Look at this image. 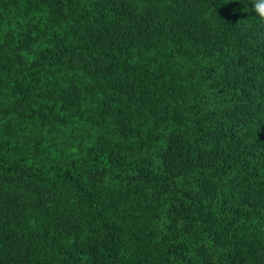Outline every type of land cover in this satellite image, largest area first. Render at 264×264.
I'll return each mask as SVG.
<instances>
[{"label":"trees","instance_id":"1","mask_svg":"<svg viewBox=\"0 0 264 264\" xmlns=\"http://www.w3.org/2000/svg\"><path fill=\"white\" fill-rule=\"evenodd\" d=\"M264 0H0V264H264Z\"/></svg>","mask_w":264,"mask_h":264},{"label":"clouds","instance_id":"2","mask_svg":"<svg viewBox=\"0 0 264 264\" xmlns=\"http://www.w3.org/2000/svg\"><path fill=\"white\" fill-rule=\"evenodd\" d=\"M253 7L257 13V16L260 22L264 23V12L260 11L259 3L254 4Z\"/></svg>","mask_w":264,"mask_h":264}]
</instances>
